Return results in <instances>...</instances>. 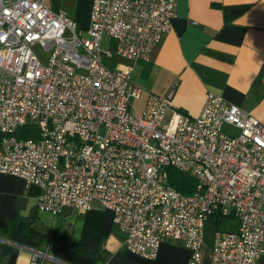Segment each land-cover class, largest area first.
<instances>
[{
    "label": "built area",
    "instance_id": "2783aa9c",
    "mask_svg": "<svg viewBox=\"0 0 264 264\" xmlns=\"http://www.w3.org/2000/svg\"><path fill=\"white\" fill-rule=\"evenodd\" d=\"M175 0H93L87 25L42 0H0V173L41 189L40 210L113 213L122 247L154 258L161 241L180 240L187 264L201 254L205 222L231 217L233 231H216L207 264H259L264 254V124L209 93L196 116L172 105L174 88L149 95L131 64L147 60L175 17ZM85 33V35H83ZM103 37L114 48L102 49ZM49 52L41 64L33 51ZM31 126L35 137H19ZM167 168L192 176L183 194ZM33 251L31 264H43Z\"/></svg>",
    "mask_w": 264,
    "mask_h": 264
},
{
    "label": "crops",
    "instance_id": "0c3cea01",
    "mask_svg": "<svg viewBox=\"0 0 264 264\" xmlns=\"http://www.w3.org/2000/svg\"><path fill=\"white\" fill-rule=\"evenodd\" d=\"M42 1L86 27L93 0ZM174 8L172 26L149 58L122 60L141 89L130 99L143 112L149 95L162 98L174 88L172 105L196 116L211 93L264 124V0H175ZM40 194L37 185L0 173V264H31L33 251L44 253L43 264H187L190 251L180 240L165 239L154 258H144L122 247L112 211L98 202L54 214L38 209ZM211 245L201 248L206 264Z\"/></svg>",
    "mask_w": 264,
    "mask_h": 264
},
{
    "label": "rangeland",
    "instance_id": "374dc122",
    "mask_svg": "<svg viewBox=\"0 0 264 264\" xmlns=\"http://www.w3.org/2000/svg\"><path fill=\"white\" fill-rule=\"evenodd\" d=\"M85 35V33H83ZM114 41L110 39L109 37H103L101 41V48L102 49H111L113 50L114 48ZM33 51L37 58L39 59L41 64H46L48 61L49 57V52L43 49L40 45H35L33 46ZM106 64L111 65L115 63H122V60L120 59H110L105 61ZM130 105L132 107V110L136 114H141L142 109L140 108L139 104L137 101H134L133 99H130ZM236 220L231 217H225L217 220L216 217H210L206 222H205V233H204V242L206 244H212L213 242V236L216 231H233L236 228Z\"/></svg>",
    "mask_w": 264,
    "mask_h": 264
},
{
    "label": "trees",
    "instance_id": "16d2710c",
    "mask_svg": "<svg viewBox=\"0 0 264 264\" xmlns=\"http://www.w3.org/2000/svg\"><path fill=\"white\" fill-rule=\"evenodd\" d=\"M31 131H33V128L31 126H23L18 128L16 133L19 137H35V135L31 133ZM167 180L170 185L174 186L183 194L191 193L196 185V181L192 176L180 172L174 168H167ZM9 230L11 231L10 227L7 228V232Z\"/></svg>",
    "mask_w": 264,
    "mask_h": 264
}]
</instances>
